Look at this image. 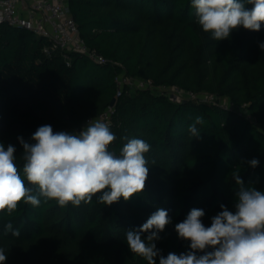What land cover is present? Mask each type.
Instances as JSON below:
<instances>
[{"label": "trees", "instance_id": "trees-1", "mask_svg": "<svg viewBox=\"0 0 264 264\" xmlns=\"http://www.w3.org/2000/svg\"><path fill=\"white\" fill-rule=\"evenodd\" d=\"M69 7L82 38L108 63L78 53L69 60L49 56L47 39L0 24V141L16 147L22 165L17 137L29 140L44 124L54 131L79 128L116 99L111 131L117 139L110 149L118 153L123 137L146 141L149 175L143 192L111 206L93 197L79 207L21 203L12 216L0 213L5 264H147L129 250L126 232L158 208L172 223L157 247L165 256L185 252L189 242L178 238L175 225L192 208L204 210L206 226L221 204L234 210V169L245 185L264 191V25L216 41L197 24L190 0H69ZM122 73L229 98L246 113L207 101L175 102L152 90L117 98ZM196 116L204 120L196 125L199 138L189 132ZM253 158L256 168L247 163ZM9 221L21 228L19 238L3 234Z\"/></svg>", "mask_w": 264, "mask_h": 264}, {"label": "clouds", "instance_id": "clouds-1", "mask_svg": "<svg viewBox=\"0 0 264 264\" xmlns=\"http://www.w3.org/2000/svg\"><path fill=\"white\" fill-rule=\"evenodd\" d=\"M190 6L197 24L216 41L228 39L240 27L258 32L264 25V0H190ZM259 47L264 51V43ZM203 123V117L196 116L189 132L199 138L196 125ZM17 139L23 149L22 165L17 164L16 147H5L0 141V213L12 216L21 203L39 207L55 201L61 208L79 207L91 204L93 197L98 204L111 206L145 189L149 175L145 154L150 145L123 137L126 143L119 152L111 150L117 137L101 120H89L78 132L54 131L44 124L29 140ZM247 163L256 168L259 160ZM239 173V167L232 172L237 185L234 210L221 204V211L206 226L204 210L192 208L175 225L178 238L189 242L187 251L165 256L157 247L160 234L172 223L164 208L153 212L138 229L126 232L129 250L147 264H157V258L159 264H264V191L245 185ZM3 234L19 238L21 228L9 221L3 225ZM7 258L0 247V264Z\"/></svg>", "mask_w": 264, "mask_h": 264}, {"label": "built area", "instance_id": "built-area-1", "mask_svg": "<svg viewBox=\"0 0 264 264\" xmlns=\"http://www.w3.org/2000/svg\"><path fill=\"white\" fill-rule=\"evenodd\" d=\"M0 24L24 28L38 37L47 39L49 44L44 48V52L49 56L60 54L64 59L69 60L70 54L78 53L99 65L108 63L97 49L91 48L82 38L71 14L69 0H0ZM116 83L117 98L126 91L152 90L167 95L175 102L200 100L229 108L222 105L215 95L194 93L177 86H158L150 79L135 78L126 73L120 74L116 78ZM114 114L115 106H111L98 117L88 118L81 127L66 131L78 132L91 119L101 120L111 128Z\"/></svg>", "mask_w": 264, "mask_h": 264}, {"label": "rangeland", "instance_id": "rangeland-1", "mask_svg": "<svg viewBox=\"0 0 264 264\" xmlns=\"http://www.w3.org/2000/svg\"><path fill=\"white\" fill-rule=\"evenodd\" d=\"M220 101H221V104H222V105L227 106V107H229L230 109L233 108V105L231 104L229 98H225V97L223 98V97H222V98L220 99ZM233 109L237 110L238 112H240V113H242V114H245V113H246L245 109H243V108H241V107H235V106H234Z\"/></svg>", "mask_w": 264, "mask_h": 264}, {"label": "water", "instance_id": "water-1", "mask_svg": "<svg viewBox=\"0 0 264 264\" xmlns=\"http://www.w3.org/2000/svg\"><path fill=\"white\" fill-rule=\"evenodd\" d=\"M115 103H116V99H114V100L112 101V106H114Z\"/></svg>", "mask_w": 264, "mask_h": 264}]
</instances>
